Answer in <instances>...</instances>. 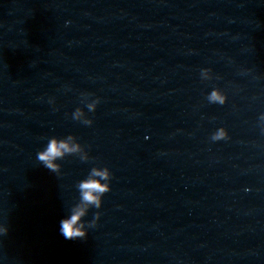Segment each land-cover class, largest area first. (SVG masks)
Returning a JSON list of instances; mask_svg holds the SVG:
<instances>
[{
	"label": "water",
	"instance_id": "1",
	"mask_svg": "<svg viewBox=\"0 0 264 264\" xmlns=\"http://www.w3.org/2000/svg\"><path fill=\"white\" fill-rule=\"evenodd\" d=\"M261 113L264 0H0V264H264ZM69 134L82 151L44 167Z\"/></svg>",
	"mask_w": 264,
	"mask_h": 264
},
{
	"label": "clouds",
	"instance_id": "2",
	"mask_svg": "<svg viewBox=\"0 0 264 264\" xmlns=\"http://www.w3.org/2000/svg\"><path fill=\"white\" fill-rule=\"evenodd\" d=\"M207 72L208 68L201 69L202 74H207ZM207 98L209 102L220 105H223L227 100L226 94L219 88H213L208 93ZM97 103L98 100L89 103L87 105L88 110L95 111ZM72 115L74 119H80L84 116V112L81 108L77 107ZM259 118L264 120V113H261ZM82 122L88 125L92 124L91 119H84ZM145 138L147 139V137ZM227 138L228 132L223 126L218 127L211 135L213 141ZM81 151L79 142L71 134L64 137L51 136L45 147L36 153V159L41 161L44 167L55 172L59 169V165L56 163L58 159L63 158L65 155L80 153ZM110 177L111 173L108 168H93L86 178L78 182L77 188L80 192V202L73 206L69 216L60 220L59 231L65 239L83 238L87 235V227L81 218L86 214L89 206L100 207L103 194L111 190L109 183ZM7 232L8 226L0 223V236L5 235Z\"/></svg>",
	"mask_w": 264,
	"mask_h": 264
}]
</instances>
